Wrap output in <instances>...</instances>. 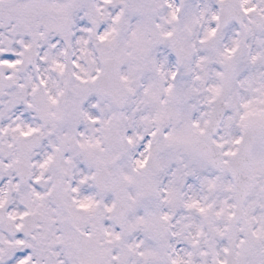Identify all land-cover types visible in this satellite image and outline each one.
Returning <instances> with one entry per match:
<instances>
[{"label":"snow or ice","instance_id":"6c2138e0","mask_svg":"<svg viewBox=\"0 0 264 264\" xmlns=\"http://www.w3.org/2000/svg\"><path fill=\"white\" fill-rule=\"evenodd\" d=\"M0 264H264V0H0Z\"/></svg>","mask_w":264,"mask_h":264}]
</instances>
